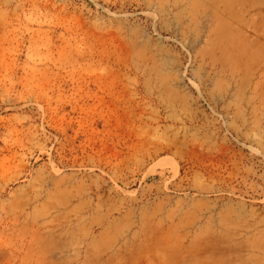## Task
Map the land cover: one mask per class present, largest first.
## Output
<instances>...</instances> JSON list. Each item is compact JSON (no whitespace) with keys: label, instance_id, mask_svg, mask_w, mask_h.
<instances>
[{"label":"rangeland","instance_id":"374dc122","mask_svg":"<svg viewBox=\"0 0 264 264\" xmlns=\"http://www.w3.org/2000/svg\"><path fill=\"white\" fill-rule=\"evenodd\" d=\"M0 264H264V0H0Z\"/></svg>","mask_w":264,"mask_h":264}]
</instances>
